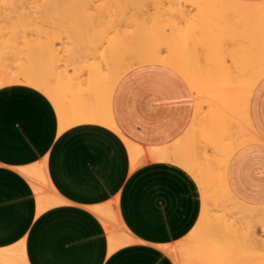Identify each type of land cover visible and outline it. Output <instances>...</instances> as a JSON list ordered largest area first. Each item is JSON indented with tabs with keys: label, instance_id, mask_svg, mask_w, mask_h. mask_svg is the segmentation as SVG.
Returning <instances> with one entry per match:
<instances>
[{
	"label": "bare ground",
	"instance_id": "1",
	"mask_svg": "<svg viewBox=\"0 0 264 264\" xmlns=\"http://www.w3.org/2000/svg\"><path fill=\"white\" fill-rule=\"evenodd\" d=\"M10 1L5 3H10L12 12L17 11L18 2L23 11L19 8L12 14L5 5L10 13L0 14V58L6 51L16 53V48L24 49L28 63L9 73L0 62V67L8 70L0 68V88L18 82L42 92L57 110L60 130L96 123L118 131L111 114L112 96L120 79L136 67L165 65L188 81L196 99L190 127L172 144L153 148L149 156L153 161L180 166L194 178L200 188L202 212L192 231L176 247L166 246L165 251L176 264H264V206L237 199L225 178L232 154L257 139L249 107L253 90L264 76V3L187 0L197 8L196 18L187 29L178 27L170 36L165 35L163 40L170 52L164 54L160 34L147 39L143 35L144 25L151 16L173 12L175 7L178 12L187 10L182 9L181 0H151V5L146 0L149 6L145 11L144 0ZM56 15H64L65 20L56 23ZM52 16L54 22L49 21ZM29 26L38 33L34 40L27 36L33 31L26 29ZM48 26L53 33L47 31ZM60 29L72 44L69 47L64 41L66 53L62 55L55 46L58 36L53 35L62 37L57 32ZM6 31L14 33L9 34L11 38L5 37ZM16 31L18 35L27 32L21 35L25 38L21 37L19 47ZM127 142L135 167L145 152ZM22 172L36 193L38 213L64 202L42 162ZM35 178L41 184L37 185ZM91 211L100 219L114 218L111 205L92 207ZM102 222L110 251L134 242L133 238L115 234L121 230L128 232L122 221L112 225Z\"/></svg>",
	"mask_w": 264,
	"mask_h": 264
},
{
	"label": "crops",
	"instance_id": "2",
	"mask_svg": "<svg viewBox=\"0 0 264 264\" xmlns=\"http://www.w3.org/2000/svg\"><path fill=\"white\" fill-rule=\"evenodd\" d=\"M195 103L179 72L146 64L126 73L114 90L118 131L96 123L60 130L57 110L42 92L20 84L0 88V264H96L102 253L103 264H176L165 247L197 225L200 188L185 169L153 161L149 153L186 133ZM249 114L257 139L232 154L225 178L237 199L264 206V76ZM126 140L144 149L136 168ZM41 162L64 202L38 213L22 169ZM106 205L134 238L111 254L104 224L91 211Z\"/></svg>",
	"mask_w": 264,
	"mask_h": 264
},
{
	"label": "rangeland",
	"instance_id": "3",
	"mask_svg": "<svg viewBox=\"0 0 264 264\" xmlns=\"http://www.w3.org/2000/svg\"><path fill=\"white\" fill-rule=\"evenodd\" d=\"M8 1V0H7ZM7 1L6 0H0V7H2V12L0 13V14H2V15H4L3 13H5V14H8L7 12L9 11V5H10V3L8 4V5H6V3H7ZM10 1V0H9ZM148 2H147V4H149V5H151L152 4V1L151 0H147ZM4 2V3H3ZM6 2V3H5ZM11 2V1H10ZM15 2V4L17 3V1H14ZM12 4H13V2H11ZM144 11L148 8V6L146 5V0H144ZM185 4V6H187V7H185L184 6V4ZM19 4V2L17 3V5H16V8H15V10H17L16 12H18V10H19V8H21L20 7V5H18ZM181 4H183L182 5V9L183 8H186L187 10H184L183 9V11H179L178 12V8L177 7H175L174 8V10H173V12L172 11H166L165 13L167 14H163V12L160 14V16H161V20H158L159 19V17L160 16H155V18L153 17V16H151L150 18H151V20H150V18H148V20H147V22H146V25H144V33H143V35H144V37H146L147 39H149L150 37L152 38V36H157V34H160V38L162 39L161 40V51H162V53L164 52V54H166V53H168V51L170 52V48L168 47V45L166 44V43H164V37H165V35L166 36H170L178 27H180V28H183L184 30H185V28L187 29V25L189 24V22L190 21H192L193 19H195L196 18V15H197V13H198V11H197V8L196 7H194V6H191L190 4H189V2L187 1V0H181ZM6 5V8L7 7H9L8 9H5V6ZM18 6V7H17ZM147 6V7H146ZM22 9V8H21ZM21 9H20V11H21ZM190 9V10H189ZM1 10V9H0ZM14 10V9H13ZM12 10V8H10V11L12 12L13 11ZM10 11H9V13H10ZM22 11H23V9H22ZM152 12L151 13H154V11L153 10H151ZM16 12H12V14L13 13H16ZM24 12H25V10H24ZM26 12H27V10H26ZM183 14H182V13ZM187 12V13H186ZM173 13V14H172ZM163 14V15H162ZM34 15V14H33ZM37 15V14H36ZM35 15V16H36ZM165 15V16H164ZM57 16V18H55V16H52V17H50V20L49 21H53L54 22V20H53V18H55L56 19V23L58 22V24L59 23H62L61 22V20L63 21V20H65V16L63 15H56ZM145 16V15H144ZM58 19V20H57ZM150 21H152V22H150ZM158 21V22H157ZM171 21V22H170ZM173 21H175V24H174V22ZM51 22H48L47 24H51ZM162 22V23H161ZM148 23V24H147ZM39 24V27L41 26V24L40 23H38ZM47 24H46V26H47ZM49 24V25H50ZM152 24V25H151ZM172 24V25H171ZM164 26V27H166V28H164V27H162V26ZM45 27V26H44ZM49 27H51V26H48V27H46L47 28V31L48 32H52L51 30L52 29H49ZM147 27V31H145V28ZM168 27V28H167ZM29 28V29H28ZM46 28H43L44 30L46 29ZM149 28V29H148ZM20 29H22V28H19V31H20ZM26 29H28V31H30V29H33V31L31 30L30 32H32V33H30V32H28V34H27V36L29 37V40L31 39V40H34V39H36L37 38V34L38 33H36L35 34V32L34 31H36V29L34 28V27H27ZM133 29H135L134 27L132 28V29H130V31H132ZM152 29H155V30H152ZM151 32H150V31ZM18 31V32H19ZM22 31H24L23 29H22ZM25 31H27V30H25ZM158 31V32H157ZM165 31V32H164ZM6 32H8V31H6ZM5 32V33H6ZM34 32V33H33ZM37 32V31H36ZM58 32V34H60L61 33V35H62V37L60 36V35H57V34H53L54 35V37H56V36H58V38H56V43H55V46H57L56 48H58V50H59V52H60V54L62 55V54H65L66 52H65V50H66V48H65V46H67L66 45V43H68L69 45V47L72 45L71 43H70V41L66 38V37H64L65 36V32L62 30V29H60V30H58L57 31ZM56 32V33H57ZM133 32V31H132ZM162 32V33H161ZM12 33V32H11ZM23 33V32H22ZM20 34V32H19V34L20 35H18V33H17V31L15 32V34H17V36H15V37H17L19 40H16V38H15V41L18 43L19 41H22L23 39L21 38V37H23L25 34ZM29 33H30V35L31 36H29ZM53 33V32H52ZM134 33H136L137 34V32H135V30H134ZM166 33V34H165ZM10 33L8 32V34L6 33L5 34V37L6 38H8L7 36H9V38H11V36L14 34H10ZM169 34V35H168ZM21 35H23V36H21ZM34 35H37V36H34ZM162 35V36H161ZM27 36H26V40L28 39L27 38ZM33 36V37H32ZM60 36V37H59ZM33 39H32V38ZM23 38H25V37H23ZM62 39V40H61ZM14 40V39H13ZM65 40H67V41H65ZM66 43H65V42ZM23 42V41H22ZM22 42H20V45L22 44ZM63 43V44H62ZM24 44V43H23ZM19 45V43L17 44V47H19L18 46ZM65 45V46H64ZM164 45V46H163ZM23 46V45H22ZM21 46V47H22ZM25 46V45H24ZM69 47H67V49L69 48ZM17 49V52L16 53H13V51L11 50V52H9V51H6V55H3V57H5V58H3L2 57V59H1V61L0 62H2V63H4V65L6 66V68L9 70H7L6 68H5V66H3V68H1V70H7L9 73L11 72H17L18 70H19V68L21 67V65L22 66H24L26 63H28V62H26L27 61V54H26V51L24 50V49H21V50H18V48H16ZM65 49V50H64ZM16 51V50H15ZM8 52V53H7ZM22 53V54H21ZM20 59H22V61H23V63L21 62V60ZM26 59V60H25ZM20 60V61H19ZM4 61V62H3ZM17 62V63H16ZM14 63V65H12ZM25 63V64H24ZM10 66H9V65ZM3 65V64H2ZM2 65H0V66H2ZM12 66V67H11ZM12 69H16V70H12ZM72 70L70 69V72H71ZM15 84H20V83H15ZM15 84H13V85H15ZM21 85V84H20ZM107 127H109V128H111L110 126H107ZM112 129V128H111ZM245 137H247V136H244V138ZM126 142H127V140H126ZM127 145H128V142H127ZM128 148H129V145H128ZM36 179V181H35V183L37 184V185H39V184H41V180L40 179H38V178H35ZM113 217L114 218H109V219H107V218H105V219H101V220H104V221H106V224L107 225H112L114 222H121V219H120V217H119V214H118V212L113 208ZM107 219V220H106ZM112 223V224H111ZM116 235H123V237L125 238V239H128V238H133V236L129 233V232H125L124 230H121L120 232H116L115 233ZM134 239V238H133ZM175 247H176V245H175ZM177 247H178V245H177Z\"/></svg>",
	"mask_w": 264,
	"mask_h": 264
},
{
	"label": "snow or ice",
	"instance_id": "4",
	"mask_svg": "<svg viewBox=\"0 0 264 264\" xmlns=\"http://www.w3.org/2000/svg\"><path fill=\"white\" fill-rule=\"evenodd\" d=\"M111 254V251L109 252ZM96 264H103V253L101 254L100 260L96 261Z\"/></svg>",
	"mask_w": 264,
	"mask_h": 264
}]
</instances>
